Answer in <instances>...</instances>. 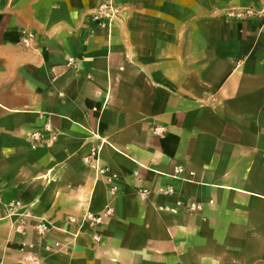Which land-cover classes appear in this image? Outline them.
I'll list each match as a JSON object with an SVG mask.
<instances>
[{"label":"crops","instance_id":"0c3cea01","mask_svg":"<svg viewBox=\"0 0 264 264\" xmlns=\"http://www.w3.org/2000/svg\"><path fill=\"white\" fill-rule=\"evenodd\" d=\"M259 2L0 0V264H264Z\"/></svg>","mask_w":264,"mask_h":264},{"label":"built area","instance_id":"2783aa9c","mask_svg":"<svg viewBox=\"0 0 264 264\" xmlns=\"http://www.w3.org/2000/svg\"><path fill=\"white\" fill-rule=\"evenodd\" d=\"M100 8L104 9V14L101 17H108L111 18L113 16V13L116 11L114 7L109 3H102L100 5ZM226 15L228 17L238 18V19H247L255 16H260L264 18V0H260L258 8L254 7H241V8H231L227 10ZM34 39V34L31 31H24L23 36L21 38L22 43L26 47L32 46V41ZM69 65H73V59L70 57L67 62ZM163 132V127H155L154 133L160 134ZM32 137L36 138V133L32 135ZM180 169L175 170V176H178ZM98 172L102 175L106 176V180L108 182H112L117 175L115 173H109L107 168H98ZM117 189V186L113 185L111 187V191H115ZM163 193H167L171 191V187H166L165 189H161ZM1 201V197H0ZM177 205L185 206L190 211H196L200 209V205L197 204L194 200H186L183 201L181 199H178L176 201ZM113 214V208L110 205H106L102 212L99 213H93L91 211H86L80 220V223L84 222L89 224L90 226L100 224L103 222V220L110 215ZM24 216L28 218H32V214L28 209H25L24 205L19 200H11L8 204L4 206L1 212V216L3 217H14V216ZM35 220L32 223V227L35 231V233L39 236H46V234L50 231L51 226L47 225L42 218L36 217ZM67 220L71 223L76 222V218L74 216H69ZM21 226H17L19 229ZM55 245H58V242L54 243ZM29 264H37V258L34 255H29L26 257Z\"/></svg>","mask_w":264,"mask_h":264}]
</instances>
